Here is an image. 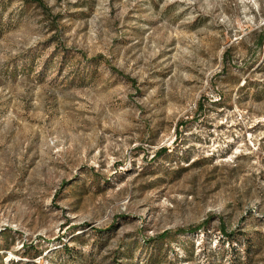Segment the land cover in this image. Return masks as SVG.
<instances>
[{
    "label": "rangeland",
    "instance_id": "rangeland-1",
    "mask_svg": "<svg viewBox=\"0 0 264 264\" xmlns=\"http://www.w3.org/2000/svg\"><path fill=\"white\" fill-rule=\"evenodd\" d=\"M38 1L0 0V264H264V0Z\"/></svg>",
    "mask_w": 264,
    "mask_h": 264
},
{
    "label": "trees",
    "instance_id": "trees-1",
    "mask_svg": "<svg viewBox=\"0 0 264 264\" xmlns=\"http://www.w3.org/2000/svg\"><path fill=\"white\" fill-rule=\"evenodd\" d=\"M23 1H27V2H36L38 3L39 1L38 0H23ZM164 153H167V151H164V152H161L160 155L164 154ZM198 230L197 228H190L188 230H185V229H180V230H177V231H174V232H170V231H166L164 233H162L160 236H158L156 239L162 244V245H165V244H168V243H171L173 241H175V239L178 237V236H181V235H184L186 232H194ZM222 233H223V236L224 235H228V236H231L226 229H223L221 230ZM101 231H97V233H100ZM76 239L79 240L80 242H83V237L82 236H76ZM156 239H153L151 240L152 243L157 241ZM62 248L65 252L69 253V256H73V252L72 249L70 248V245L69 244H66L64 243L62 245ZM120 255H116L117 257V260L120 259V258H123V257H119ZM155 259V258H154ZM118 262V261H116ZM161 262H163L159 256L157 257L156 260H153V258L149 259L148 261V264H161ZM118 264H120V262H118Z\"/></svg>",
    "mask_w": 264,
    "mask_h": 264
}]
</instances>
